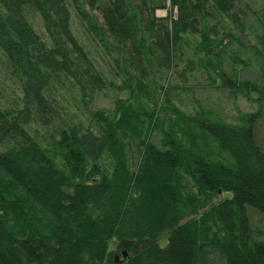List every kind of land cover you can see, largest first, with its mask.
Masks as SVG:
<instances>
[{"label":"trees","instance_id":"1","mask_svg":"<svg viewBox=\"0 0 264 264\" xmlns=\"http://www.w3.org/2000/svg\"><path fill=\"white\" fill-rule=\"evenodd\" d=\"M167 2L176 9L170 23L154 12ZM86 4L101 12L104 27L76 0H0V55L23 93L22 109L0 106V264H105L112 261L110 243L128 255L119 264H264V242L255 239L249 218L250 210L264 218V148L253 132L264 107V85L228 76L224 40L232 39L233 30L217 28L224 17L234 16L239 25L246 8L237 10L236 0ZM28 11L40 16L51 44L34 31ZM71 12L86 23L93 48L107 33L116 45L110 49L124 48L118 66L138 62L135 88L143 97L150 95L143 64L152 61L167 74L189 51L184 47L194 45L186 66L197 62L219 87L246 97L256 92L255 113L237 128L203 112H183L168 98L171 113L162 121L156 104L147 108L121 99L110 112L92 111L87 104L95 130L65 123L54 147L43 148L33 134L37 130L29 132L26 125L35 107L40 117L54 113L49 103L56 84L71 80L82 98L87 89L113 86L90 62L87 44L75 38ZM212 15L215 25L207 26ZM256 18L264 47V16ZM157 130L160 146L150 141ZM133 142L140 154L135 170L128 152ZM224 192L231 198L212 202ZM163 239L167 243L160 247Z\"/></svg>","mask_w":264,"mask_h":264},{"label":"rangeland","instance_id":"2","mask_svg":"<svg viewBox=\"0 0 264 264\" xmlns=\"http://www.w3.org/2000/svg\"><path fill=\"white\" fill-rule=\"evenodd\" d=\"M76 1L83 4L85 11L89 15L94 16L98 25L104 27L103 17L99 10L88 7L86 0ZM166 4L167 7L156 8L154 12L157 17H167L170 23L173 16H175L176 9L169 6L168 2ZM244 7L248 15L242 17V21L239 24L240 27L238 24H233L234 16L231 18L224 17L221 24L217 27L220 33L226 32L228 28L233 30L232 39L224 40V44H227V47L224 49V67L231 79L235 78L237 81L248 82L259 87L264 85V47L259 42L263 30L262 24L260 25L256 16L260 20L263 18L264 0H236L235 8L237 10H243ZM208 11L214 13V10L209 9ZM26 13L34 31L48 44H51L40 16L33 11ZM212 16L214 18L206 17L207 26L215 25L216 16ZM70 18L71 30L75 38L81 44H87L86 49L91 51L89 58L95 70H97L107 85L108 83H112L113 86L108 85L102 90L89 91L87 89V91L83 92L84 98H82V92L79 91L77 86L72 85L71 80L63 79V83L56 84L53 98H51L49 103V108L54 113L50 112L40 117V112L35 107L31 111L30 120L26 125V129L29 132L37 130L33 134H38V140L43 148L51 150L54 147L53 143L57 139L58 131L63 128L65 123L80 122L84 126H89L95 130V125L84 108V105L87 104L92 111L99 110L104 112H110L114 108L116 101L121 99L130 100L135 106H138V104L147 105V108H152L156 104V115L159 117V121L160 119L162 121L171 113V111H168L166 103V98H168L172 104L183 112L188 114L203 112L210 120L219 121L227 126L237 128L246 125L247 118L255 113L257 108L256 101L258 99L256 92L249 91L246 97L242 93H236L227 88L219 87V80L212 84L214 79L213 74L205 71L195 60L196 64L192 68L186 66V56L191 53L190 49L194 45H188L186 46L187 48L184 47V52L186 49L189 51H186L185 55L181 56L175 63L177 66L167 74L162 73L152 61L149 64V61L146 59L148 63L145 62L143 66L147 68L148 74L146 78L141 79L147 84L146 91L150 95L147 98L143 97L135 88L137 79L140 78V70H142L138 68L137 60L134 59V62L137 63L130 66H118L116 60L118 57L122 58L124 56V52L121 50L122 46H119L118 51L110 49L111 47H116V45L106 33L103 41L100 42L99 38L93 48L91 44L93 35L82 25L86 23L79 21L72 12ZM233 25H236L240 30L236 31ZM195 37L198 39L197 35ZM149 38V41L153 40L152 36H149ZM70 50L68 47V51ZM92 55L93 57H91ZM126 55L129 56L128 51ZM199 57H202V54ZM70 58L73 59L74 55H71ZM81 67L84 69V66ZM72 70L75 71L73 68ZM83 76H85V73H83ZM129 76L131 77L130 81ZM127 84L130 87L126 88ZM22 97L21 86L12 77L10 67L6 64L5 58L0 55V106L11 108L13 105H18V108L22 109ZM44 119H46V124H44ZM166 125L167 121L164 120V127ZM253 132L256 143L264 148V107L259 119L255 123ZM160 140L161 133L158 130L153 132L150 141L160 146ZM198 143L200 146L203 145L199 141ZM128 147V152L133 162L132 169L135 170L140 154L134 142L130 143ZM49 153L50 155L54 154L53 151H49ZM56 161L61 162L59 158H56ZM108 161L106 158H103L101 161V164L107 169L109 167ZM191 190L192 193L196 192V188L193 185L191 186ZM231 196L230 193L224 192L215 196L212 202L217 203L220 200L230 199ZM249 218L255 239L263 243L264 218L251 210L249 211ZM166 243L167 241L163 239L159 245L160 247H164ZM108 253L112 254V261H108L109 263L105 264H114L115 256L118 257L121 263L128 258V255L126 258H122V251L117 250L113 243L109 244Z\"/></svg>","mask_w":264,"mask_h":264},{"label":"water","instance_id":"3","mask_svg":"<svg viewBox=\"0 0 264 264\" xmlns=\"http://www.w3.org/2000/svg\"><path fill=\"white\" fill-rule=\"evenodd\" d=\"M126 257H127L126 252L125 251H122V258H126ZM114 263L115 264L121 263L117 256H115V258H114Z\"/></svg>","mask_w":264,"mask_h":264}]
</instances>
